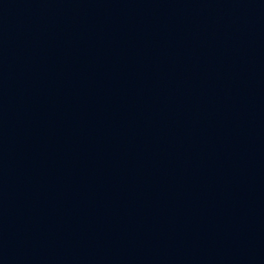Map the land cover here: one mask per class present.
<instances>
[{
	"label": "water",
	"instance_id": "1",
	"mask_svg": "<svg viewBox=\"0 0 264 264\" xmlns=\"http://www.w3.org/2000/svg\"><path fill=\"white\" fill-rule=\"evenodd\" d=\"M0 264H264V0H0Z\"/></svg>",
	"mask_w": 264,
	"mask_h": 264
}]
</instances>
